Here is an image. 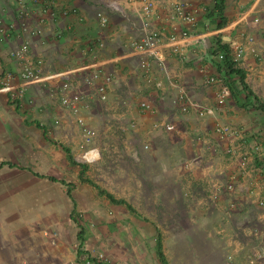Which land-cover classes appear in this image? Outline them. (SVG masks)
<instances>
[{
	"label": "rangeland",
	"instance_id": "1",
	"mask_svg": "<svg viewBox=\"0 0 264 264\" xmlns=\"http://www.w3.org/2000/svg\"><path fill=\"white\" fill-rule=\"evenodd\" d=\"M45 84L44 100L28 92L19 107L0 102V165L17 166H0V264H164L159 242L166 264H251L264 250V211L253 204L251 218L227 194L250 164L216 132L226 119L207 136L200 125L167 133L160 121L145 131L127 89L102 112L106 103L80 84L74 111L61 100L74 88ZM34 174L72 184L73 197Z\"/></svg>",
	"mask_w": 264,
	"mask_h": 264
},
{
	"label": "crops",
	"instance_id": "2",
	"mask_svg": "<svg viewBox=\"0 0 264 264\" xmlns=\"http://www.w3.org/2000/svg\"><path fill=\"white\" fill-rule=\"evenodd\" d=\"M146 1L154 3L150 28L163 34L165 44L167 36L192 28L172 18L173 7L178 3L196 16L193 32L210 36L206 43L190 41L187 47H182V55L174 54L166 45L160 48V53L165 58L170 78L184 86L201 105H216L215 89L204 86L208 76H220L228 81L233 88L232 98L214 117L201 120L194 112L174 111L169 99H160L163 94L169 98L175 92L158 66L153 67L152 81L139 68L141 57L134 53L131 44L142 37L140 15ZM216 5V0H46L39 5L30 4L34 11L30 24H39L42 29L40 35H31L22 31V16L16 1L0 0V78L4 73L17 71L18 62L11 57V51L27 42L32 58L42 61L44 81L52 76L48 82L61 86L64 81L75 82L78 77L81 79L95 70L112 76L109 102L118 91L127 89L126 93L130 94L127 106L134 112L139 111L133 117L145 131H151V125L160 121L173 123L178 132L190 126L194 130L200 125L201 132L207 136L210 129L214 133L215 120L226 119V124L233 123L240 130V135L230 142L232 154L239 159L244 156L250 164V171L236 179V190L227 194L234 198V203H246L245 213L254 218L253 214L257 213L253 204L258 211H264V38L261 20L264 19V0H223L222 16ZM100 13L108 18L106 26L100 24ZM211 43L214 48L226 45L231 53L237 45L244 47V58L234 68L245 73V88L237 76L220 68L222 62L216 59L217 54L210 49L207 51ZM44 81L29 86L26 96L28 92L35 93L39 99L42 92L44 100ZM156 82L163 84L161 90L156 88ZM0 102L5 107L10 105L1 79ZM141 102H148L154 111L142 112ZM107 104L102 112H108ZM181 123H184L182 128ZM181 133L185 137V133ZM257 219L264 226V214Z\"/></svg>",
	"mask_w": 264,
	"mask_h": 264
},
{
	"label": "built area",
	"instance_id": "3",
	"mask_svg": "<svg viewBox=\"0 0 264 264\" xmlns=\"http://www.w3.org/2000/svg\"><path fill=\"white\" fill-rule=\"evenodd\" d=\"M17 6L20 9L22 16L21 26L22 31H25L31 35H40L42 33L41 26L39 24H30L33 18V9L30 4H42L46 0H15ZM154 3L152 1H146L143 5L142 12L140 15V21L142 23V37L133 42L132 48L134 53L141 57L139 68L147 76L149 81H152L153 77V67L158 66L159 70L165 76L167 84L170 85L174 90V94L170 95L169 98L165 94L161 96V100L169 99V102L174 111L180 112L181 114H188L189 112H194L199 119H205L214 117L216 111L223 107L231 98L232 90L231 87L224 78L220 76H208L204 82L206 88H214L216 91V105L206 106L201 105L195 101L187 91V89L181 84L176 83L169 76V70L166 65L164 56L160 53V48L164 45L169 47L172 52L176 55H182V47H187L189 42L196 40L202 43H206V39L210 37L208 34L198 35V33L193 32L197 24L196 16L192 11H189L186 6L182 3L175 4L173 7L172 18L179 20L192 28H186L182 30L179 34H172L167 36L168 42L165 44L163 34L158 30H153L150 28L149 19L153 16ZM100 24L106 26L108 24V18L104 14H98ZM262 20L263 31L262 36L264 38V19ZM259 20H257L258 22ZM39 25V26H38ZM0 42L2 39L0 38ZM100 47H103L100 44ZM245 49L242 45H237L233 53H231L233 63L237 67L244 58ZM11 57L18 62V68L16 72H7L1 76L2 89L5 90L9 96V101L15 107H19L22 99L27 91V88L33 84H37L44 81V77L41 74L42 61H36L30 55L29 43H22L11 51ZM224 53L218 52L216 59L220 62L224 60ZM52 77V76H51ZM49 77L50 79H52ZM55 77V76H54ZM59 77V76H58ZM45 80V83H51ZM77 81V80H76ZM70 82L64 81L60 86L64 91H72L75 89V93L68 96H63L61 98L62 103L66 106L71 107L74 111H78L76 106L81 102L83 94L79 91L80 82L91 87L96 94L98 100L105 105L108 100V90L109 86L113 82V77L107 75L99 70L92 71L84 75L80 82ZM156 88L160 90L163 87L161 82L155 83ZM139 107L142 112H153L154 109L148 102H141ZM104 110V109H103ZM79 124L84 125V120L82 118L78 119ZM167 133L175 131V125L171 122H166L162 125ZM216 132L225 139H231L238 137L240 135V130L233 123H227L223 126L216 128ZM88 136L91 135V131H87ZM94 152V151H93ZM237 187V181H233L228 185V191H235ZM89 263V262H88ZM251 264H264V250L255 254L254 258L250 259Z\"/></svg>",
	"mask_w": 264,
	"mask_h": 264
},
{
	"label": "trees",
	"instance_id": "4",
	"mask_svg": "<svg viewBox=\"0 0 264 264\" xmlns=\"http://www.w3.org/2000/svg\"><path fill=\"white\" fill-rule=\"evenodd\" d=\"M216 1H217V5H216L217 12L220 13V15L222 16L223 15L222 14V12H223V0H216ZM221 19H223V18L221 17ZM219 46H220L218 48L219 52L224 53V57H225L224 60L221 61L222 63H221L220 68H224V69L228 70V73L231 74V76H237L240 80L241 85L244 86V88H245V86H246V84H245V73L242 70L234 68L235 64L233 63L231 51L228 48V46H226V45H219ZM230 87H231V90L233 93V88H232V86H230ZM0 166L1 167L8 166L10 168H16L17 167L16 165H14L10 162H3ZM34 175L39 177V178L48 179L52 182H56V183H60L62 185H65L68 189V195L70 197H73L72 196V188H73L72 184L67 183L65 181H60L54 177H45V176H40L39 174H34ZM100 194L105 195L111 202H113L115 204L127 205V203L125 201L116 200L111 194H109L107 192H101ZM128 208L133 211V208L130 205H128ZM83 236H84V229L81 228V231L79 233L80 245H83V242H84ZM158 255H159L161 262L166 264L165 256L162 253V243L161 242H159V246H158Z\"/></svg>",
	"mask_w": 264,
	"mask_h": 264
},
{
	"label": "clouds",
	"instance_id": "5",
	"mask_svg": "<svg viewBox=\"0 0 264 264\" xmlns=\"http://www.w3.org/2000/svg\"><path fill=\"white\" fill-rule=\"evenodd\" d=\"M220 46L219 45H217V49L219 48ZM218 52H219V49H218ZM218 52H217V54H218Z\"/></svg>",
	"mask_w": 264,
	"mask_h": 264
}]
</instances>
